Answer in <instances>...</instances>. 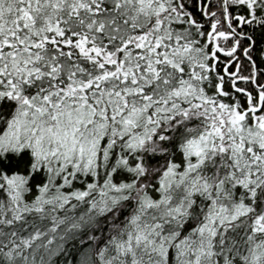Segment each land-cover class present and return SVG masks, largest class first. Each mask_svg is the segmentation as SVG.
Masks as SVG:
<instances>
[{
	"label": "snow or ice",
	"instance_id": "1",
	"mask_svg": "<svg viewBox=\"0 0 264 264\" xmlns=\"http://www.w3.org/2000/svg\"><path fill=\"white\" fill-rule=\"evenodd\" d=\"M0 264H264V0H0Z\"/></svg>",
	"mask_w": 264,
	"mask_h": 264
}]
</instances>
